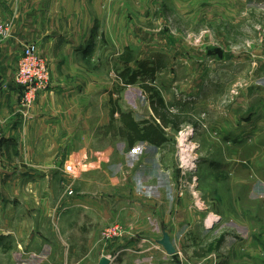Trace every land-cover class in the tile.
<instances>
[{"label": "rangeland", "instance_id": "obj_1", "mask_svg": "<svg viewBox=\"0 0 264 264\" xmlns=\"http://www.w3.org/2000/svg\"><path fill=\"white\" fill-rule=\"evenodd\" d=\"M79 6L94 43L88 85L110 98L104 110L110 103L111 110L131 111L139 121L155 118L144 81L128 84L122 76L147 60L160 69L154 81L144 80L179 112L180 129L167 128L169 141L160 147L139 142L125 151L114 140L121 144L108 149L104 163L101 149L113 140L100 139L96 148H86L95 151L91 166L83 163L78 175L56 181L63 194L55 185L57 201L49 212L35 210V179L17 180L14 188L26 193L0 196L8 207L0 209L8 224L0 227V264H99L117 239L153 237L116 222L111 225H119V235L105 239L111 225L100 229L94 219L80 220L79 207L66 213L82 191L95 193L106 182L96 178V166L117 161L127 177L122 191L137 197L138 205L167 210V231L181 253L168 264H211L194 252L222 235H264V0H85ZM212 214L216 225L204 227ZM158 224L156 219L152 228ZM86 230H92L91 243ZM242 254L257 264L254 249ZM161 261L153 252L138 264Z\"/></svg>", "mask_w": 264, "mask_h": 264}, {"label": "crops", "instance_id": "obj_2", "mask_svg": "<svg viewBox=\"0 0 264 264\" xmlns=\"http://www.w3.org/2000/svg\"><path fill=\"white\" fill-rule=\"evenodd\" d=\"M75 1L78 6L73 5V0H0V24L11 25V36L0 40V119L4 133L0 154V196L26 193L23 186L14 188L18 186L17 180L35 179V210L40 212L55 209L56 188L60 190L59 197L63 194L57 180L78 175L85 164H93L95 151L86 148H96L100 139L113 140L105 145L106 149H101L104 163L109 157L108 149L115 143L121 144L114 140L122 141L125 151H132L137 146L130 149L117 133L114 135L105 130L111 121L112 110L110 103V109L104 110L103 106L110 98H105L102 90H91L88 85L92 76L87 75V66L95 62L89 54L94 47L90 39L92 28L78 13L83 11L79 5L85 0ZM29 44L36 45L48 59L51 80L49 88L38 93L29 116H24L20 113L22 90L16 85L14 74L24 48ZM116 163L109 166L111 170L104 164L97 165L93 173L106 182L101 181L95 193L82 191L80 197L67 206L66 213L79 207L80 220L85 216L87 220L94 219L92 224L97 228L122 222L127 228H143L153 236L117 239L115 246L110 247L111 253L107 254L110 264H138L141 259H152L153 252L161 256L162 264H168L169 257L173 260V255L178 257L181 253L167 231L166 208L157 204H136L137 197L119 187H124L123 179L127 177L119 162ZM87 178L88 175L86 181ZM0 202V209L7 211V205L3 200ZM6 219V214L0 216V227L8 226ZM156 219L159 224L153 229ZM216 223V215L212 214L204 221V227L212 228ZM91 232L86 230L89 243ZM165 232L176 248L174 254H169L160 243ZM239 235L241 237L225 238L219 250L205 257H195L211 259V264H250L242 251L254 249L256 263L264 264V235L258 234L255 239L246 231Z\"/></svg>", "mask_w": 264, "mask_h": 264}, {"label": "trees", "instance_id": "obj_3", "mask_svg": "<svg viewBox=\"0 0 264 264\" xmlns=\"http://www.w3.org/2000/svg\"><path fill=\"white\" fill-rule=\"evenodd\" d=\"M130 55V54H129ZM132 56L126 57V61L131 62ZM160 69L159 66L152 65L151 62L142 60L139 62L138 69L131 70L127 68L123 71L122 76L127 79L128 84H136L139 79L144 81L141 87L149 95L152 110L155 118L150 120H137L131 111H122L119 107H113L111 112V121L105 128L108 133H117L121 139H124L129 148L139 142L148 143L160 147L169 141L167 128L172 127L174 130H179L181 125L179 112H173L169 109L168 103L162 94L144 78L155 80L156 72ZM118 114V117H116ZM119 125H116V124ZM225 241V236H220L217 240L210 242L206 246L200 247L195 255L205 257L213 251L220 249Z\"/></svg>", "mask_w": 264, "mask_h": 264}, {"label": "built area", "instance_id": "obj_4", "mask_svg": "<svg viewBox=\"0 0 264 264\" xmlns=\"http://www.w3.org/2000/svg\"><path fill=\"white\" fill-rule=\"evenodd\" d=\"M11 36L10 23L0 24V40ZM51 70L48 60L38 51L37 46L29 44L24 48L19 59L14 81L22 90L20 113L29 116L38 93L49 88ZM3 139V127L0 119V154ZM120 233L119 225L109 226L103 233V238L110 239Z\"/></svg>", "mask_w": 264, "mask_h": 264}, {"label": "water", "instance_id": "obj_5", "mask_svg": "<svg viewBox=\"0 0 264 264\" xmlns=\"http://www.w3.org/2000/svg\"><path fill=\"white\" fill-rule=\"evenodd\" d=\"M160 243L164 246L169 254H174L176 252V248L173 245L170 235L167 232L164 233V237ZM100 264H110V259L108 257H103Z\"/></svg>", "mask_w": 264, "mask_h": 264}]
</instances>
